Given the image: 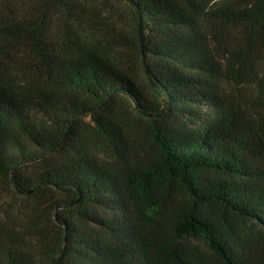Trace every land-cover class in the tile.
Returning a JSON list of instances; mask_svg holds the SVG:
<instances>
[{
	"label": "trees",
	"instance_id": "1",
	"mask_svg": "<svg viewBox=\"0 0 264 264\" xmlns=\"http://www.w3.org/2000/svg\"><path fill=\"white\" fill-rule=\"evenodd\" d=\"M0 1V62L22 49L32 62L0 64V176L22 195L68 197L51 208L85 220L58 215L40 256L0 240V264H264V0H121L136 33L117 45L81 0H32L21 18ZM55 10L76 23L61 42ZM226 83L257 90L253 118ZM118 100L148 124L133 163L108 114ZM88 117L121 168L79 153L52 162Z\"/></svg>",
	"mask_w": 264,
	"mask_h": 264
},
{
	"label": "rangeland",
	"instance_id": "2",
	"mask_svg": "<svg viewBox=\"0 0 264 264\" xmlns=\"http://www.w3.org/2000/svg\"><path fill=\"white\" fill-rule=\"evenodd\" d=\"M89 9H92L94 17L91 18L92 28L99 29L115 45L125 41H132L136 33V25L129 9L121 0H81ZM32 0H12L10 10L21 18L31 7ZM5 2L0 1L2 10ZM4 10V9H3ZM61 10V9H60ZM60 10H55L54 17L50 23L51 31L55 33L61 42L76 26L70 19L62 18ZM91 26V25H90ZM89 25H84L89 29ZM127 63L132 67L133 74L142 85H146V79L141 72L138 57L130 47H125ZM32 62L24 49L19 52L10 53L4 57L0 64L17 70H27ZM258 67L264 68V62L258 61ZM260 68V69H261ZM222 92L229 96L236 106H240L249 117L257 113L255 107L257 90L252 86L236 87L226 83L222 86ZM108 114L117 122L122 129V136L126 141L128 153L125 160L133 163L134 160L144 156L149 144L148 124L141 118L134 107L128 103L118 100L113 103ZM96 124L91 117L82 119L78 125L77 134L73 142L61 148L51 158L52 162L65 158L67 155L82 154L93 159L101 166L109 168H121L119 158L110 152L109 143L102 138L95 129ZM119 143H122L118 141ZM40 166L28 165L24 168L25 173H36ZM55 199L66 200L68 197L53 192L40 198H33L20 194L12 185L10 178L0 176V240L7 245L22 249L34 256H40L39 248L46 244L54 245L60 235L62 224L58 215L63 219L70 220L76 224H83L85 220L78 212L72 209L51 208ZM40 264H50L42 262Z\"/></svg>",
	"mask_w": 264,
	"mask_h": 264
}]
</instances>
